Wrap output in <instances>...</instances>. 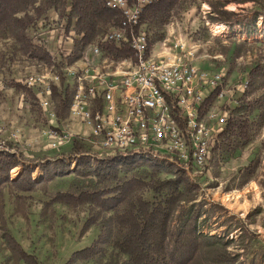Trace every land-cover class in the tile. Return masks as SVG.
I'll use <instances>...</instances> for the list:
<instances>
[{
    "label": "rangeland",
    "instance_id": "1",
    "mask_svg": "<svg viewBox=\"0 0 264 264\" xmlns=\"http://www.w3.org/2000/svg\"><path fill=\"white\" fill-rule=\"evenodd\" d=\"M225 1L181 0L163 30V40L151 48L148 43L149 56L171 62L175 56L183 54L182 51L191 52L194 55L193 65L209 76L221 79L219 88H209L204 95L206 100L214 91L217 92V98L209 109H204L202 104L200 116L203 118L212 112H230L235 108L246 91L251 69L264 58V0H228L229 4L224 9L236 16L230 23H213L212 18L218 17L213 5L220 10V4ZM48 20H51L52 29L46 27L45 21L40 22L38 29H29V33L44 40L45 47L54 57L51 63L32 60L20 48L13 33L7 32L0 37V150L15 152L38 164L33 173L35 181L44 177L46 165L56 170L59 160L69 159L75 138L82 142L84 150L93 160L111 156L101 155L106 151L98 148L91 130L70 116V110L64 118L57 117L58 103L53 100L52 85L51 95L46 97L50 98L47 109L41 106L39 99L44 97L39 95L42 87L36 88L38 101L22 90H4V81L24 87L26 78L38 74H56L59 80L54 85L62 82L60 69L63 65L58 39L67 36L66 22L62 20L59 24L55 15ZM213 26L224 28L216 34ZM236 48L239 51H235ZM131 52L130 56L134 57ZM84 58L78 61L79 67L88 63ZM51 66L56 70H51ZM55 129L59 133L70 132L73 138L59 144L52 135ZM68 163L70 171H73L75 163L70 160ZM171 171L174 169L166 166V172ZM189 171V178L198 184V202L206 203L201 209L198 229L205 235L223 238L228 243L229 252L239 255L241 264H264V127L254 133L251 141L231 158L223 160L213 153L204 170L193 167ZM21 172L20 167L12 170V179H17ZM166 172L163 178L170 177ZM74 178L73 173L63 172L48 183L47 192L42 189L23 192L12 184L0 188V264H25L13 254L9 235L29 254L36 256L39 264H65L74 252L94 243L100 234V227L95 225L83 231L91 212L87 205L47 204L57 192L67 191ZM145 196L147 199L153 197L151 193ZM175 225L176 221H173L172 229ZM228 227L238 229L227 234ZM125 259L127 257L109 248L106 256L78 264H117ZM204 263L201 252L193 264Z\"/></svg>",
    "mask_w": 264,
    "mask_h": 264
},
{
    "label": "trees",
    "instance_id": "2",
    "mask_svg": "<svg viewBox=\"0 0 264 264\" xmlns=\"http://www.w3.org/2000/svg\"><path fill=\"white\" fill-rule=\"evenodd\" d=\"M180 2L153 0L141 9L140 29L148 35L149 48L163 40V30ZM228 2L220 4V10L213 5L214 11H218V17L212 18L213 23H230L236 16L224 9ZM52 15L57 16L59 24L62 20L66 22L67 36L73 33L71 44L58 47L61 65L78 62L91 45L121 22L120 12L109 8L107 0H0V37L7 32L13 33L20 48L32 60L51 63L54 57L44 40L30 35L29 29L35 30L45 21L46 27L52 29L51 20H48ZM68 47L72 52L65 56ZM101 48L105 56L114 58L132 54L127 42L107 43ZM235 51H239L238 48ZM62 76L60 85H52V97L58 103L56 114L60 119L69 114L76 92L75 84ZM3 87L4 90H22L38 101L36 88L9 81H4ZM216 98L214 91L203 102V108L209 109ZM230 112L219 135L220 144L215 148V154L223 160L246 146L253 134L264 127V58L251 69L243 98ZM70 148L69 159L59 160L56 170L46 165L44 177L39 181L33 177L38 164L15 152L0 150V188L12 184L23 192L37 189L47 192L48 183L56 176L68 171L75 175L69 189L51 196L47 204L87 205L91 212L83 231L96 225L100 227V234L91 246L74 252L65 264L97 260L106 256L109 248L127 257L117 264H193L201 252L204 264H241L239 255L229 252L223 238L205 235L198 229L201 209L206 203L198 202V184L189 178L187 171L134 151L116 152L93 160L78 138ZM69 160L75 163L73 171H70ZM166 166L174 171L166 172ZM18 167L22 172L17 179H12L11 171ZM165 172L170 177L163 178ZM147 193L153 195L152 199L146 198ZM221 209L227 213L226 209ZM173 221L176 225L172 229ZM237 229L228 227L227 234ZM8 241L17 260L39 264L37 257L29 254L13 236L9 235Z\"/></svg>",
    "mask_w": 264,
    "mask_h": 264
},
{
    "label": "built area",
    "instance_id": "3",
    "mask_svg": "<svg viewBox=\"0 0 264 264\" xmlns=\"http://www.w3.org/2000/svg\"><path fill=\"white\" fill-rule=\"evenodd\" d=\"M152 2L107 0L109 8L120 12L121 22L98 43L127 42L134 57L105 56L101 45L94 43L81 58L88 61L85 66L65 62L60 71L76 87L70 116L91 130L98 148L106 151L101 155L134 151L188 173L193 167L202 171L211 162L214 147L220 144L219 134L231 116L228 111L200 116L208 89L219 88L221 79L193 65L191 52L182 51L171 62L148 55V35L140 29L141 9ZM72 37L73 33L63 35L58 41L68 45ZM71 52L72 48H66L65 56ZM58 80L56 74H38L23 83L43 88L39 95L44 97L39 99L47 109L50 98L46 97ZM57 131L52 135L59 144L73 138L70 132Z\"/></svg>",
    "mask_w": 264,
    "mask_h": 264
},
{
    "label": "bare ground",
    "instance_id": "4",
    "mask_svg": "<svg viewBox=\"0 0 264 264\" xmlns=\"http://www.w3.org/2000/svg\"><path fill=\"white\" fill-rule=\"evenodd\" d=\"M221 28H224V26H213V29L215 30L216 34L221 33V30H220Z\"/></svg>",
    "mask_w": 264,
    "mask_h": 264
}]
</instances>
